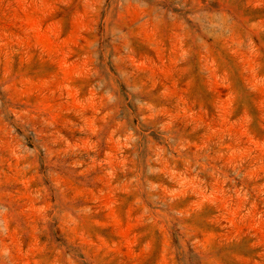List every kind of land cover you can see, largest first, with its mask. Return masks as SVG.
<instances>
[{
    "label": "rangeland",
    "instance_id": "374dc122",
    "mask_svg": "<svg viewBox=\"0 0 264 264\" xmlns=\"http://www.w3.org/2000/svg\"><path fill=\"white\" fill-rule=\"evenodd\" d=\"M0 264H264V0H0Z\"/></svg>",
    "mask_w": 264,
    "mask_h": 264
}]
</instances>
